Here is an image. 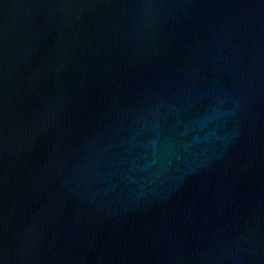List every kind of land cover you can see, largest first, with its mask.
<instances>
[{
	"label": "water",
	"instance_id": "water-1",
	"mask_svg": "<svg viewBox=\"0 0 264 264\" xmlns=\"http://www.w3.org/2000/svg\"><path fill=\"white\" fill-rule=\"evenodd\" d=\"M0 264H264V0H0Z\"/></svg>",
	"mask_w": 264,
	"mask_h": 264
}]
</instances>
